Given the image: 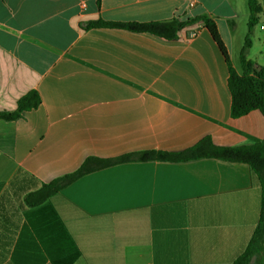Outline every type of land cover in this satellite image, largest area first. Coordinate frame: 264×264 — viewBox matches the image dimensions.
<instances>
[{
	"label": "crops",
	"instance_id": "0c3cea01",
	"mask_svg": "<svg viewBox=\"0 0 264 264\" xmlns=\"http://www.w3.org/2000/svg\"><path fill=\"white\" fill-rule=\"evenodd\" d=\"M257 1L245 56L260 70ZM198 16L216 22L242 74L244 46L231 45L248 35V0H0V113L15 112L30 92L41 97L21 118H0V264H70L75 249L71 264H233L245 251L262 207L246 163H123L83 176L41 207L24 203L88 158L181 152L205 137L221 147L264 139L259 110L231 116L229 68L202 23L190 27L195 37L171 41L86 28Z\"/></svg>",
	"mask_w": 264,
	"mask_h": 264
},
{
	"label": "trees",
	"instance_id": "16d2710c",
	"mask_svg": "<svg viewBox=\"0 0 264 264\" xmlns=\"http://www.w3.org/2000/svg\"><path fill=\"white\" fill-rule=\"evenodd\" d=\"M97 1L100 5L101 0ZM248 4L250 9L248 36L246 37L245 45L240 54L242 74H239L233 67L227 47L221 39L218 26L208 16H198L187 20L174 18L169 21L152 22H108L99 20L87 24L86 28L124 29L133 33L153 34L171 41L180 39L182 32L186 33V38L191 39L192 33L196 30L194 28L190 29V27L202 23L218 45L229 68L228 86L232 96L231 116L233 118H239L253 110H259L264 115V68L256 70L254 63L245 56V50L251 45L249 35L257 22V15L262 11V8L257 0H248ZM40 103L41 97L39 93L36 91L30 92L19 100L18 108L15 112L0 113V118L17 120L22 117L24 112L37 108ZM201 158H216L225 161L246 163L259 179L262 188L260 221L247 248L233 263L248 264L252 251L260 240L264 229V139L250 145L221 147L215 145L210 137H205L196 145L181 152L148 150L110 159L88 158L77 171L58 177L49 183H44L38 190L28 193L24 198V203L31 208L41 207L51 197L59 194L64 188L83 176L118 164L151 161L185 162ZM79 255V252L75 249L69 258L70 264ZM54 262L58 264L57 261Z\"/></svg>",
	"mask_w": 264,
	"mask_h": 264
},
{
	"label": "rangeland",
	"instance_id": "374dc122",
	"mask_svg": "<svg viewBox=\"0 0 264 264\" xmlns=\"http://www.w3.org/2000/svg\"><path fill=\"white\" fill-rule=\"evenodd\" d=\"M245 29H239V31H244ZM247 32V31H246ZM248 36V35H246ZM246 36L244 35L243 37L239 38L236 42H234L232 46V50L239 52L240 49L245 45V38ZM250 39H254V36L251 35ZM256 46V45H255ZM258 48H254L251 52V54L254 56L257 54ZM248 264H264V229H263V234L261 235L260 240L257 242L256 246L254 247L252 251V255L249 259Z\"/></svg>",
	"mask_w": 264,
	"mask_h": 264
},
{
	"label": "built area",
	"instance_id": "2783aa9c",
	"mask_svg": "<svg viewBox=\"0 0 264 264\" xmlns=\"http://www.w3.org/2000/svg\"><path fill=\"white\" fill-rule=\"evenodd\" d=\"M197 34V32L195 31L194 33H192V38L195 37Z\"/></svg>",
	"mask_w": 264,
	"mask_h": 264
}]
</instances>
